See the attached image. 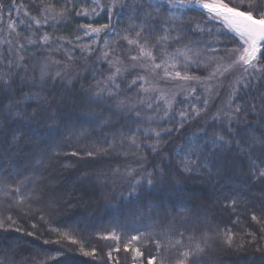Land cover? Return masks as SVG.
Instances as JSON below:
<instances>
[{
	"label": "trees",
	"instance_id": "1",
	"mask_svg": "<svg viewBox=\"0 0 264 264\" xmlns=\"http://www.w3.org/2000/svg\"><path fill=\"white\" fill-rule=\"evenodd\" d=\"M0 2L7 6L6 11L11 10L13 0H0ZM46 2L55 4L54 11H59L60 5L67 0H46ZM235 3L239 4L240 0H235ZM15 4L21 7V12L20 17L17 18L13 11L12 19L17 21L18 30L23 37H26L30 34V30L20 24L19 20L24 19L26 23H31L24 15L25 9L31 16L39 17L40 0H15ZM72 4H80L84 9L91 7L87 0H72ZM69 8L70 13L64 20L59 24L50 20L48 25L41 27L40 32L64 37L65 47L76 59L68 61L63 52H54L51 48L41 51L39 45H33L22 52L27 72L24 68L12 70L13 88L17 93H21V90L40 91L48 97L50 106L40 109L36 122L11 120L5 124L3 132H0V153H3L0 157V180L7 177L9 182H14L33 174L41 177L37 181L39 191L36 199L30 202V208L26 207L23 211L16 207L7 209L8 197L0 191V214L11 215L16 221L7 231L0 229V252L14 251L15 264H141V261L133 260V251L124 250L127 238L138 234L137 229L147 231V226L150 224H153L157 231L167 228L168 221L174 218L176 228L184 231L186 235L194 232L199 236L206 230L211 234L213 230L225 227L231 228L236 234L233 247H228L214 237L202 255L200 264H264L262 258L264 254L257 252L255 246L248 243L251 238L245 235L246 231H252L259 238L261 226L251 221L250 215L252 210L259 215L260 210L264 208V181L249 179L247 164L235 159L234 153L223 147L222 154L216 152L213 164H210L212 174L204 169L199 173H183L178 167L180 158L174 151L189 137L201 136V128L209 127L206 122H209L218 110L211 105L215 94L219 93L216 95L217 106L224 102L225 107L230 85L241 74V69L236 68L219 80L206 81V84L210 82L208 86L212 88L211 94H206L202 85L193 83L192 87L197 88L195 96L200 97V101L190 97L187 102L180 103L184 101L187 92L179 95L178 104L175 106L178 108L192 103L199 106L207 95L209 99L207 113L186 124L183 129H176L170 136H165L160 146L161 150L156 153H152L147 147H144L143 152H136L135 149H128L126 145L123 148L117 145L115 151L96 153L93 145L102 144L106 147L111 141L110 134L115 133L118 136V129L125 125L128 117L116 113L114 101L107 100L103 105L97 103L89 90L90 85L94 83L93 73L95 72L96 76L102 79L99 70L107 67L105 62L99 61L103 52L102 43L108 38L107 35L101 33V44L93 45L95 51L91 54L82 53L80 48L76 47L78 44H91L93 39L83 35L81 26L91 23L94 27H99L109 23L107 12H100L97 16H78L75 12L80 11V8H72L71 5ZM189 15L197 22H201V27H214V32L197 35L186 33L187 39L174 46L170 44L168 51H173V47H182L183 43H187L190 39L201 42L199 45L203 49L201 60L207 62L209 58L215 57L218 61L220 56H224V61L227 62L230 59L227 50L237 42L235 34L228 32L226 27L219 23L215 25L203 23L205 17L201 12H190ZM126 23L127 17L118 18L113 13L111 24H118V31L123 33ZM32 30H35V25ZM216 32L222 34L217 35ZM12 36L13 45L17 40L26 43L23 37L15 34ZM76 36H81L83 39L77 41ZM112 39L118 43H110V47L118 50L114 51L110 58L118 56L128 60L125 55L128 51L136 55L134 46H129L118 36ZM69 40L73 43H67ZM217 40L220 43H214ZM212 47L219 51H211ZM7 48V45H0V51H3L5 56L8 55ZM154 51L157 56L162 54L159 49ZM46 56L67 63L69 68L65 70L63 64H53L49 71L53 74L61 71L62 76L54 81L51 78L47 79V86L42 89L32 87L30 77L36 78L38 82V66ZM214 67L215 63L210 64L207 69L192 65L189 74L207 77ZM8 71L6 65L0 63V73ZM126 78L130 81L133 76L126 74ZM121 90V98L130 96L133 100L136 99L135 89H128L121 84ZM179 91L180 89L172 90V92ZM261 93H264V83L249 87L247 90L241 88L238 99L241 102L251 101L259 105ZM37 104H43V101H29L26 106L27 111L32 112ZM161 111H163L162 103ZM225 111H228L226 107ZM145 112L152 114L150 109H145ZM105 118L111 120L108 125L102 124ZM247 119L250 123H256L255 117L251 114H248ZM0 123H4L2 118ZM152 126L159 130L157 123H153ZM162 126L175 128V122L163 123ZM216 127L219 128L220 124L217 123ZM15 129H20L24 138L22 143L12 145L10 133ZM87 151H93L94 155L87 156ZM125 152L129 154L125 155ZM137 156H142L143 159H137ZM37 160H42L43 164L36 163ZM156 165L164 168L167 180L162 186L160 195L155 199L163 198L167 205L168 216L163 220L147 216L141 219L135 215V202L130 203L126 198L129 181L132 179L127 173L129 169H136L138 172L155 171ZM0 187L3 185L0 184ZM236 193L240 194L238 199L242 198L244 203L238 205L237 210L233 212L230 208L224 207V203L226 198ZM237 217H239L238 222L233 223ZM17 228L20 230L16 231ZM112 231L120 236L119 241L102 238ZM64 233H68L78 243H72L64 238ZM241 243L244 246L237 248L236 245ZM260 243L264 244V241ZM116 247L120 250L116 251ZM93 248L97 251L96 256L83 254ZM141 250L144 251L145 258L150 253L155 254L151 242L148 243L147 248L141 246ZM109 251L112 252L111 259L107 255ZM162 254L172 255L163 251ZM143 264H147L146 259L143 260Z\"/></svg>",
	"mask_w": 264,
	"mask_h": 264
},
{
	"label": "snow or ice",
	"instance_id": "2",
	"mask_svg": "<svg viewBox=\"0 0 264 264\" xmlns=\"http://www.w3.org/2000/svg\"><path fill=\"white\" fill-rule=\"evenodd\" d=\"M87 2L91 7L84 9L80 4H72V0H67L66 3L60 5L59 11H54L55 4L40 0L39 17L31 16L25 9L24 15L31 23H26L24 19L19 20L20 24L30 30V34L26 37H23V34L18 30L17 21L12 19L13 11L17 18L20 17L21 7L16 5L13 0L11 10L6 11L7 6L0 2V25L7 20L8 36L11 37L15 34L18 37H23L26 41V43H21L17 40L15 45H13L12 39L0 41L8 46L7 56L3 51H0V63H4L9 69L8 72L0 73V118L4 122L0 123V132H3L5 124L11 120L36 122L40 109L50 106L48 97L40 91L23 92L21 90V93H17L13 88L12 70L24 68L27 72V65L24 63L25 57L22 55L24 50L29 46L39 45L41 51L51 48L54 52H63L68 61L76 59L72 52L65 47L64 37L40 32L41 27L48 25L50 20L59 24L70 13L69 5L72 8L81 9L75 12V15L78 16H97L100 12L106 11L109 23L99 27H94L91 23L82 25L83 35L93 37V39L91 44L83 43L76 47H79L82 53L91 54L95 51L93 45L101 44V33L107 35L108 38L104 39L102 43V55L99 57V61L105 62L107 67L99 70L102 79L98 78L95 72L93 73L94 83L90 85L89 90L95 101L101 105L105 104L107 100L114 101L116 113L127 116L128 121H125V125L118 129V136L115 133L110 134L111 141L106 147L102 144L93 145L94 151L107 153L109 150L115 151L117 145L121 148L126 145L128 149H135L136 152H143L144 147H147L152 153H156L161 150L160 146L165 136H170L176 129H183L186 124H190L202 114L207 113L209 105L207 95L199 106L192 103L186 104L183 108L175 107L178 104L177 97L187 92L184 101L180 103L187 102L190 97L200 101V97L195 96L197 88L192 87L191 84L202 85L204 92L211 94L212 88L206 85L205 81L219 80L226 73H231L239 68L241 74L230 85V92L225 103L228 111L218 109L210 121L206 122L209 127L200 129L201 136L189 137L174 151L180 158L178 167L183 173H199L201 169H204L212 174L210 164H213L216 152L222 154L223 147L233 152L235 159L247 164L249 179L264 181V93L259 96V105L251 101L241 102L238 99L241 88L247 90L249 87L264 83V0H240L239 4H236L235 0H107V2L87 0ZM190 12H201L205 17L203 23L214 25L219 23L226 27L228 32L235 34L237 42L235 46L227 50V55L230 57L227 62L224 61V56H220L218 61L215 57L209 58L207 62L201 60L203 52V49L199 47L201 42L190 39L187 43H183L182 47H173V51H168L170 44L174 46L186 40V33L197 35L214 32V27H201V22H197L194 17L190 16ZM113 13L118 18L127 17L123 33L117 30L118 24H111ZM33 25H35V30H32ZM3 31L4 29L0 28V33ZM38 32L40 34H37ZM216 34L222 33L216 32ZM117 36L135 48L136 55H132L131 51L125 53L128 60L131 61L130 64H125L118 56L110 58L112 53L118 50L110 47V43H118L112 39ZM150 37L153 39H149ZM75 39L81 41L83 38L76 36ZM67 43L72 44L73 42L69 40ZM214 43L220 42L217 40ZM156 49L161 50L162 54L157 56L154 51ZM210 50L219 51L215 47ZM158 59L159 62H157ZM212 63H215V67L207 77L189 74V68L192 65L207 69ZM53 64H63L65 70L69 68L67 63L54 60L51 56L44 57L38 66V82L36 78L30 77L32 87L42 89L47 86V79L51 78L54 81L62 76L61 71H56L54 74L49 71ZM136 69H140L143 74L136 73ZM126 74L132 75L133 78L129 81ZM177 80L184 82V84L178 85L179 92L165 93L159 87L160 81ZM121 84H124L128 89L136 90L135 100L130 96L121 98ZM215 95H219V93ZM29 101H43V104H37L29 113L26 107ZM161 103L163 111H161ZM258 106L259 111H257ZM174 108L175 114L173 115ZM145 109H150L152 114L145 112ZM248 114L255 117V124L248 122ZM110 122V118H105L102 124L108 125ZM173 122H175V128L162 126L163 123L172 124ZM153 123L159 125V130L152 126ZM217 123L220 124L219 128L216 127ZM23 138V132L20 129H15L10 133V144L22 143ZM124 154L128 155L129 153L125 152ZM86 155L91 157L94 152L87 151ZM2 156L3 153H0V157ZM136 158L143 159L142 156ZM36 163L42 165L43 161L37 160ZM127 174L132 179L129 181L126 198L130 203L135 202V215L141 219L145 216L156 220L166 219L168 216L167 205L162 197L155 199L160 195L162 186L167 180L164 168L156 165L155 171L142 172L129 169ZM40 178L33 174L14 182H9L7 177L0 180V184L3 185L0 187V191H3L8 197L6 208L16 207L21 211L26 207L30 208V202L34 201L38 194L37 181ZM229 190L235 191L234 189ZM239 196L240 194L236 193V195L226 198L224 207L235 212L238 205L244 203L242 198L238 199ZM250 219L261 227L259 238L252 231L245 232V235L251 238L248 243L254 245L257 252L264 254V244L260 243V241H264V208L260 210L259 215L252 210ZM238 220L239 217L233 223H237ZM15 223L16 221L11 215L0 214V229L7 231ZM147 227V231L137 229L138 234L128 237L124 245V250L133 251V260H139L141 264L144 259L147 260V264H200L202 255L214 237L220 239L228 247H233L236 236L228 227L217 228L211 234L206 230L199 236L194 232L186 235L184 231L176 228L174 218L168 221L167 228H161L159 231L153 224ZM19 230V228L16 229V231ZM63 237L72 243H78L68 233H64ZM102 238L120 240V236L115 231ZM149 242L154 246L155 254L150 253L145 258L141 246L147 248ZM134 245L140 246L134 247ZM243 246V243L236 245L237 248ZM115 250L119 251L120 249L116 247ZM162 251L172 253V255L165 256ZM83 254L94 257L97 251L93 248ZM107 255L111 259L112 252L109 251ZM52 258L55 259V257ZM15 261L16 253L14 251L0 252V264H15Z\"/></svg>",
	"mask_w": 264,
	"mask_h": 264
},
{
	"label": "rangeland",
	"instance_id": "3",
	"mask_svg": "<svg viewBox=\"0 0 264 264\" xmlns=\"http://www.w3.org/2000/svg\"><path fill=\"white\" fill-rule=\"evenodd\" d=\"M1 28H3L4 31L2 33H0V41H2L3 39H12L13 44H14L13 36H11V37L8 36L7 20H5V22H4V24H2ZM0 45H4V44L0 43ZM122 60L125 62V64H130L131 63V61H129V60H125V59H122ZM135 71H137L139 74H143L140 69H136ZM181 84H184V82H179V81H168V82L160 81L159 82V87L165 93H170V91L172 92V90H174V89H176V91H177L179 89L178 85H181ZM205 84H206V81H205ZM208 84H206V85H208ZM191 86H192V84H191ZM223 103L224 102L220 103L219 106H217L218 105V97L215 95L211 105L215 109L217 107V109H223L225 111V107H224Z\"/></svg>",
	"mask_w": 264,
	"mask_h": 264
}]
</instances>
